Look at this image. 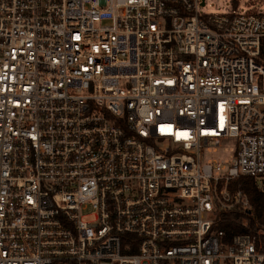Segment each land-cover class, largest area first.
Masks as SVG:
<instances>
[{"label":"built area","instance_id":"1","mask_svg":"<svg viewBox=\"0 0 264 264\" xmlns=\"http://www.w3.org/2000/svg\"><path fill=\"white\" fill-rule=\"evenodd\" d=\"M204 7L0 0V264H264V13Z\"/></svg>","mask_w":264,"mask_h":264},{"label":"trees","instance_id":"2","mask_svg":"<svg viewBox=\"0 0 264 264\" xmlns=\"http://www.w3.org/2000/svg\"><path fill=\"white\" fill-rule=\"evenodd\" d=\"M262 64L264 66V63ZM231 188H239L247 193L252 205V215L239 210L227 212L221 216L216 228L226 233V240H231L239 234H256L260 230L264 232V191L257 188L253 180L244 177L233 182ZM243 220H247V227L242 225Z\"/></svg>","mask_w":264,"mask_h":264},{"label":"rangeland","instance_id":"3","mask_svg":"<svg viewBox=\"0 0 264 264\" xmlns=\"http://www.w3.org/2000/svg\"><path fill=\"white\" fill-rule=\"evenodd\" d=\"M233 10L239 13H264V0H205L201 13L206 15L226 14ZM229 153L225 150L216 151L213 155H205V161L214 160L227 162ZM261 186V184L259 183Z\"/></svg>","mask_w":264,"mask_h":264}]
</instances>
